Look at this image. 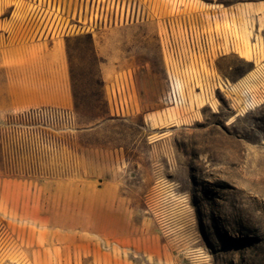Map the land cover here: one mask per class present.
I'll return each mask as SVG.
<instances>
[{
  "label": "rangeland",
  "instance_id": "obj_1",
  "mask_svg": "<svg viewBox=\"0 0 264 264\" xmlns=\"http://www.w3.org/2000/svg\"><path fill=\"white\" fill-rule=\"evenodd\" d=\"M259 1L0 0V264H264V83L229 90ZM137 29L158 74L118 35L102 77Z\"/></svg>",
  "mask_w": 264,
  "mask_h": 264
},
{
  "label": "crops",
  "instance_id": "obj_2",
  "mask_svg": "<svg viewBox=\"0 0 264 264\" xmlns=\"http://www.w3.org/2000/svg\"><path fill=\"white\" fill-rule=\"evenodd\" d=\"M242 18L246 21L248 37L255 36L257 40L260 38V40L262 39L264 41V0L259 1L258 5L245 9L242 8ZM118 35L121 36V58L131 61L134 66L136 65L138 68L137 77L149 78L150 76L157 75L158 72H155L158 52L156 42L159 46L162 43L160 32L156 31V33H151L146 29H137L136 31L131 30L127 33L123 31L120 34L117 31L114 33L107 31L105 33L106 39L104 43H100V56L103 59L101 62L102 77L105 78V75L111 70L110 51L107 48L110 45L117 46L116 42L119 40L117 38ZM111 36H115L116 38L112 39ZM110 42H114V44L109 45ZM103 46L106 48L104 52L101 49ZM243 78L244 76L241 79Z\"/></svg>",
  "mask_w": 264,
  "mask_h": 264
},
{
  "label": "built area",
  "instance_id": "obj_3",
  "mask_svg": "<svg viewBox=\"0 0 264 264\" xmlns=\"http://www.w3.org/2000/svg\"><path fill=\"white\" fill-rule=\"evenodd\" d=\"M200 35H212L216 42V47L220 48L219 38L221 36V30H216L214 26L209 29L200 30ZM251 51H252V61L254 64V69L251 75H249L242 83L238 86H231L230 85V94L235 96L238 94V107L242 111H247L254 107V105L261 100L262 95L260 92H256L252 90L249 85L250 84H258L264 83V47L259 46L260 42L259 39L252 36L249 38ZM262 44V43H261ZM232 47L230 41V48ZM263 62V63H260ZM257 63H260L259 67H257ZM262 66V67H261ZM240 81V80H239Z\"/></svg>",
  "mask_w": 264,
  "mask_h": 264
},
{
  "label": "bare ground",
  "instance_id": "obj_4",
  "mask_svg": "<svg viewBox=\"0 0 264 264\" xmlns=\"http://www.w3.org/2000/svg\"><path fill=\"white\" fill-rule=\"evenodd\" d=\"M189 6V5H188ZM93 220H94V218H93Z\"/></svg>",
  "mask_w": 264,
  "mask_h": 264
}]
</instances>
